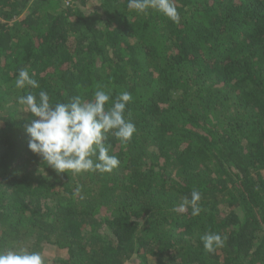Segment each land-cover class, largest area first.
<instances>
[{"label":"trees","instance_id":"1","mask_svg":"<svg viewBox=\"0 0 264 264\" xmlns=\"http://www.w3.org/2000/svg\"><path fill=\"white\" fill-rule=\"evenodd\" d=\"M174 3L179 23L128 0H0V252L264 264V0ZM20 68L39 88L15 87ZM98 87L131 93L136 132L127 143L107 134L120 160L110 173H57L29 150L34 117L18 97L68 103ZM194 189L195 217L179 207ZM209 232L226 238L212 253Z\"/></svg>","mask_w":264,"mask_h":264},{"label":"clouds","instance_id":"2","mask_svg":"<svg viewBox=\"0 0 264 264\" xmlns=\"http://www.w3.org/2000/svg\"><path fill=\"white\" fill-rule=\"evenodd\" d=\"M128 7L144 15L152 9L175 23L180 21L174 0H128ZM26 86L39 88V83L31 78L27 68H20L15 87L23 89ZM131 100L132 95L128 91H122L113 98L110 92L98 87L91 100H83L77 95L68 103L53 104L49 94L41 90L38 98L29 92L19 96L17 102L24 106L23 112L34 117L26 128L30 137L29 150L41 156L46 165L57 173L79 174L88 171L110 173L119 166V158L109 154L110 146H106L104 141L110 132L122 143L132 139L136 127L125 117L126 106ZM201 198L200 191L194 189L191 199L185 197L179 206L180 211L191 208V215L199 216ZM200 239L209 253L223 247L226 240L220 234L210 232ZM0 264H45V259L40 252L21 248L0 252Z\"/></svg>","mask_w":264,"mask_h":264},{"label":"rangeland","instance_id":"3","mask_svg":"<svg viewBox=\"0 0 264 264\" xmlns=\"http://www.w3.org/2000/svg\"><path fill=\"white\" fill-rule=\"evenodd\" d=\"M47 255H49V256H54L55 255V251H53V250H48L47 252ZM46 253H45V255H46ZM133 260V259H132ZM132 260L131 261H129L128 262V264H136V261H134V262H132Z\"/></svg>","mask_w":264,"mask_h":264},{"label":"built area","instance_id":"4","mask_svg":"<svg viewBox=\"0 0 264 264\" xmlns=\"http://www.w3.org/2000/svg\"><path fill=\"white\" fill-rule=\"evenodd\" d=\"M69 1V0H68Z\"/></svg>","mask_w":264,"mask_h":264}]
</instances>
